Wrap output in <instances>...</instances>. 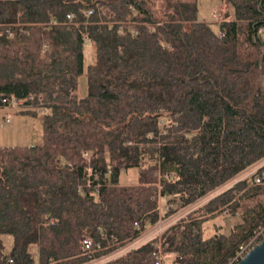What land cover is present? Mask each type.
Here are the masks:
<instances>
[{
  "label": "trees",
  "instance_id": "trees-1",
  "mask_svg": "<svg viewBox=\"0 0 264 264\" xmlns=\"http://www.w3.org/2000/svg\"><path fill=\"white\" fill-rule=\"evenodd\" d=\"M224 2L215 30L198 0H0V112L19 99L43 131L0 145V264H154L152 241L114 253L184 210L162 264H231L264 230V0Z\"/></svg>",
  "mask_w": 264,
  "mask_h": 264
},
{
  "label": "rangeland",
  "instance_id": "rangeland-1",
  "mask_svg": "<svg viewBox=\"0 0 264 264\" xmlns=\"http://www.w3.org/2000/svg\"><path fill=\"white\" fill-rule=\"evenodd\" d=\"M198 18L202 21L210 22L215 30L219 28V22L221 17L226 13L233 14L234 8L230 4H226L224 0H198ZM94 55V47L91 42L85 43V69L87 65L92 62ZM264 84V78H263ZM88 92V83L86 72L81 75L78 84L79 96H85ZM12 122L5 124L4 116L5 112H0V145H29L34 144L42 139V125L39 117H34L27 114H21L17 110H9ZM257 166L251 167L245 173L238 178L243 179L252 175ZM138 182V171L136 168H131L121 175V184L132 185ZM223 188V190H225ZM185 210L177 215L168 218L166 221L167 227L176 221L179 215L184 214ZM239 212H229L226 215L219 216L213 220L208 221L204 228V237H210L217 233L223 232L229 234L232 226L240 222ZM154 232V229H151ZM151 232V233H152ZM3 241L5 246V252H9L13 246V236L6 234L3 235ZM99 261H95L91 264H98Z\"/></svg>",
  "mask_w": 264,
  "mask_h": 264
},
{
  "label": "built area",
  "instance_id": "built-area-1",
  "mask_svg": "<svg viewBox=\"0 0 264 264\" xmlns=\"http://www.w3.org/2000/svg\"><path fill=\"white\" fill-rule=\"evenodd\" d=\"M69 17H71V16H69ZM10 35H13V33H10ZM30 99H34V97L30 96ZM3 103L6 104L7 105L6 107H8L10 110H19L24 105L21 100L16 99V98H13V99H10V100L9 99H3ZM38 111H39V113H42V114L47 112L45 108H39ZM4 122H5V124H10L12 122L10 113H8V112L6 113V115L4 116ZM261 181H262L261 178L258 176V177L255 178L254 182L256 184H258V183H261ZM151 229H154V232H152ZM166 229H167L166 221L160 220L157 224H155L154 226H151L149 229L144 231L142 233V235H140L137 239H135L134 241L129 243L124 248L118 250L114 254L116 256H119V255L123 254L124 252H127V251L137 247L139 244H142V243L147 242V241H152L154 246L156 247V249H155V251L153 253L154 264H162V261H163V256H162V252H163V250H162V248H163L162 236L165 233ZM263 236H264V230L256 233L255 235H253L246 244H244V245H242L240 247V249L236 253L233 261L231 262V264H237L239 261H241L243 258H245L246 255L253 248H255L258 244L261 243V241L263 239ZM157 238H158V240H156ZM84 245H85L86 253L87 254H92L93 253V248H92L93 243H92L91 239H89V238L85 239ZM0 259H1V255H0ZM109 259L92 260L88 264H91V263H93L95 261H99L98 264H105L106 261L109 260ZM9 262H12V260L9 259Z\"/></svg>",
  "mask_w": 264,
  "mask_h": 264
},
{
  "label": "water",
  "instance_id": "water-1",
  "mask_svg": "<svg viewBox=\"0 0 264 264\" xmlns=\"http://www.w3.org/2000/svg\"><path fill=\"white\" fill-rule=\"evenodd\" d=\"M237 264H264V236L260 244L253 248Z\"/></svg>",
  "mask_w": 264,
  "mask_h": 264
}]
</instances>
